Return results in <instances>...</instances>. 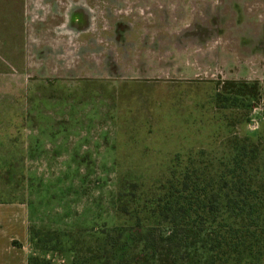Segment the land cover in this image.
<instances>
[{"label": "rangeland", "instance_id": "obj_1", "mask_svg": "<svg viewBox=\"0 0 264 264\" xmlns=\"http://www.w3.org/2000/svg\"><path fill=\"white\" fill-rule=\"evenodd\" d=\"M243 136L264 0H0V264H116L112 228Z\"/></svg>", "mask_w": 264, "mask_h": 264}, {"label": "trees", "instance_id": "obj_2", "mask_svg": "<svg viewBox=\"0 0 264 264\" xmlns=\"http://www.w3.org/2000/svg\"><path fill=\"white\" fill-rule=\"evenodd\" d=\"M260 145L243 136L222 156L192 160L200 168L169 175L164 195L112 228L116 264H264Z\"/></svg>", "mask_w": 264, "mask_h": 264}]
</instances>
